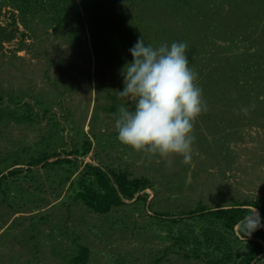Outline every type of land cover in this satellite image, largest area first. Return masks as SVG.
Returning <instances> with one entry per match:
<instances>
[{"label": "rangeland", "instance_id": "rangeland-1", "mask_svg": "<svg viewBox=\"0 0 264 264\" xmlns=\"http://www.w3.org/2000/svg\"><path fill=\"white\" fill-rule=\"evenodd\" d=\"M198 2L211 9L209 2ZM242 8L235 19L216 13L215 20L204 23L177 24L174 16L169 17V40L182 37L187 42L189 66L198 74L196 83L207 105L194 122L188 164L178 155L149 160L146 153L133 151L116 138L113 113L123 103L118 91L124 86L120 69L133 59L129 49L137 41L115 54L98 56L89 29L88 42L73 45L36 21L26 40L18 36L0 48V92L9 102L14 95L34 103L41 116L33 123L0 119V159L33 151L54 129L64 151H70L81 138L80 131L93 141L89 154L79 157L80 169L99 153L152 182L140 193L148 194L146 203L126 200L99 214L74 198L69 181L60 184L56 168L34 166L38 188L25 189L13 182L8 195L0 196V264H67L76 240L90 248L88 264H210L206 258L186 257L168 239L158 214L180 217L199 204L264 200V11L261 22H248ZM169 11L166 4L160 5L147 17L155 23ZM12 20L11 12L3 9L0 21ZM156 24L152 37L144 39L154 47L161 44L154 40ZM187 28L191 33H185ZM231 34L244 36L231 40ZM44 102L50 107L47 115ZM69 169L61 174H70ZM193 223L200 222L194 217L180 222L183 227ZM260 257L255 264H264V252Z\"/></svg>", "mask_w": 264, "mask_h": 264}, {"label": "trees", "instance_id": "trees-1", "mask_svg": "<svg viewBox=\"0 0 264 264\" xmlns=\"http://www.w3.org/2000/svg\"><path fill=\"white\" fill-rule=\"evenodd\" d=\"M205 2L212 4L211 9L198 0H0V13L3 9L8 10L13 19L8 24L0 21V48L18 36H21L20 40H26L27 30L37 21L51 27L73 45L87 43L89 29L91 43L98 56L115 54L114 50L125 49L132 40L137 41L142 37L150 39L151 27L156 23L158 29L154 40L161 43L167 41L169 44L174 42L175 38L169 40L171 33L167 29L171 16H174L177 24H184L185 20L191 23L204 20V23L215 20L216 13L235 19V13L244 7L242 9L246 12L244 14L248 22L253 19L261 22L264 11V0ZM165 4L168 11L171 9L170 13L161 14L159 20L152 23L147 12ZM185 33H191L189 28ZM231 35V40H239L244 36ZM181 39L178 38L179 41ZM43 104V115H47L50 107L45 102ZM39 114L34 103L21 102V98L14 95H10L9 102L0 92V119L33 123L41 119ZM77 134L81 138L77 139L70 151H64L58 130L54 129L33 151L25 150L22 154L16 152L0 159V196L8 195L13 182L25 189L38 188L34 166L41 165L56 168L60 184L65 185L69 181V189L73 191L74 198L96 213L107 214L126 204V200L147 202L148 194L140 193L151 187L152 182L147 176L136 174L129 167L116 166L96 153L93 161L80 169L82 161L79 157L89 154L93 141L80 131ZM65 167L67 170L70 168L71 173L66 171L64 177L61 170ZM74 173L75 178L72 179ZM254 209L259 211L261 222L264 223L263 199L233 201L228 205L214 207L199 204L195 209L184 211L180 217H173L169 212L158 215L164 222L168 239L182 249L186 257L206 258L210 264H255L264 252V227L246 236L239 226V221ZM188 217L199 220L198 229L194 223L185 227L180 224ZM90 255V248L76 240V251L67 264H88Z\"/></svg>", "mask_w": 264, "mask_h": 264}, {"label": "clouds", "instance_id": "clouds-1", "mask_svg": "<svg viewBox=\"0 0 264 264\" xmlns=\"http://www.w3.org/2000/svg\"><path fill=\"white\" fill-rule=\"evenodd\" d=\"M132 60L120 69L123 101L113 113L120 144L133 151L167 158L192 159L194 122L207 110L197 73L189 66L188 44L183 41L154 47L140 38L129 49ZM131 102V103H130ZM246 111V110H245ZM254 209L239 221L246 236L264 227Z\"/></svg>", "mask_w": 264, "mask_h": 264}]
</instances>
